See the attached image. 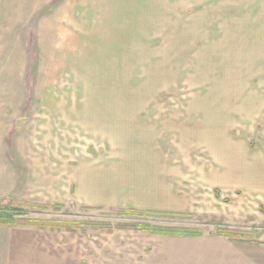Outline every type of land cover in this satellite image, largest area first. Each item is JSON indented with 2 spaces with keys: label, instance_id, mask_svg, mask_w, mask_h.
I'll use <instances>...</instances> for the list:
<instances>
[{
  "label": "rangeland",
  "instance_id": "1",
  "mask_svg": "<svg viewBox=\"0 0 264 264\" xmlns=\"http://www.w3.org/2000/svg\"><path fill=\"white\" fill-rule=\"evenodd\" d=\"M259 4L0 0V264H264V172L212 177L207 143L185 138V165L166 146L190 180L178 212L83 206L74 190L82 164L128 148L147 106L230 128L232 165L241 147L264 154V53L224 45L233 24L264 39Z\"/></svg>",
  "mask_w": 264,
  "mask_h": 264
},
{
  "label": "crops",
  "instance_id": "2",
  "mask_svg": "<svg viewBox=\"0 0 264 264\" xmlns=\"http://www.w3.org/2000/svg\"><path fill=\"white\" fill-rule=\"evenodd\" d=\"M261 1L263 6L261 7L259 4V7L256 8L261 15H264V0ZM240 7L238 12L242 13ZM235 11L231 7H225L223 16L234 18L237 16ZM216 16H220V14H216ZM226 30L230 34L227 35L224 45L228 44V47L231 48L229 54L235 55L237 48H241L244 57L247 54H259V50L260 54L264 53L263 37H260L259 42H254V35L253 39L248 41L244 36L245 31L248 30L237 24L230 25ZM179 32L174 33L173 40L170 41V48L178 47L176 41L180 36ZM260 32L264 33V30L261 29ZM160 43L163 44L162 47H167L163 41ZM215 48L221 47L216 46ZM224 48L217 50L220 55V50L224 51ZM146 108L147 110L143 111L148 114L145 117L146 121L135 131V139L127 143L126 150L123 148L120 149L121 152H113L107 156L106 161L101 163L81 165L74 176L77 203L98 208L178 212V207L185 206V202L188 201L189 197L185 195L186 192L182 187L190 180L187 179V175L180 167L173 165V156L167 153L166 146L168 143L179 145L175 161L182 160L181 164L185 165L184 153L181 152L185 138L189 140L186 141L188 145L209 144L207 156H209V161H212L216 166L211 168L209 175L212 177H227L232 174L251 181L249 175L256 171L257 176L262 178L264 154H247L248 148L241 147L244 154H241L237 164L234 162L235 165H232L235 154L232 153L233 141L230 128H219L215 119L210 124L200 123L199 115H193L199 112L193 110L195 108L191 106L154 105ZM134 112L136 111L132 110V113ZM197 171L196 175L201 176L200 170ZM259 179L256 186L260 184L264 186V182ZM242 183L244 184V182Z\"/></svg>",
  "mask_w": 264,
  "mask_h": 264
},
{
  "label": "trees",
  "instance_id": "3",
  "mask_svg": "<svg viewBox=\"0 0 264 264\" xmlns=\"http://www.w3.org/2000/svg\"><path fill=\"white\" fill-rule=\"evenodd\" d=\"M154 233L159 234V235H166V236H177V237H198L201 234L200 233H187V232H183V231H174V230H161V229H156L154 230ZM219 235H223L225 237L229 236L226 233H222L220 232Z\"/></svg>",
  "mask_w": 264,
  "mask_h": 264
}]
</instances>
